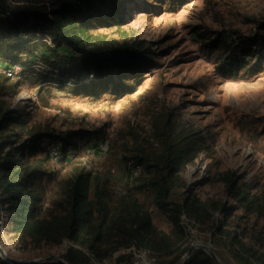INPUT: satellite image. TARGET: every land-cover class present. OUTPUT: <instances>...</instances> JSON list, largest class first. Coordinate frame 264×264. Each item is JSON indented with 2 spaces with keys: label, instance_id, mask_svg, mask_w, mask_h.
Instances as JSON below:
<instances>
[{
  "label": "rangeland",
  "instance_id": "rangeland-1",
  "mask_svg": "<svg viewBox=\"0 0 264 264\" xmlns=\"http://www.w3.org/2000/svg\"><path fill=\"white\" fill-rule=\"evenodd\" d=\"M122 7L121 23L101 24L92 33L111 45L151 52L145 63L130 68L117 88L105 87L98 79V88L88 95L83 88L75 89L79 79L71 72L63 74L43 57L48 44L54 43L41 34L31 46L23 43L11 59L0 60V100L26 112L24 121L11 125L5 134L17 131L24 138L44 134L28 163L39 169L34 188L43 198L42 207L53 208L78 177L87 175L91 201L102 199L112 212L136 202L151 215L159 249L133 245L111 251L104 245L101 254L107 255L100 258L85 247L89 264H180L188 251L183 250L198 241L210 243L222 264H239L229 238L213 235L214 221L226 222L231 234L237 233L264 256V212L257 208L248 212L220 180L234 171L243 190L264 195V68L253 72L249 66L239 76L220 68L236 51L238 34L264 37V0H124ZM33 35L35 31L22 40ZM59 49L72 54L65 46ZM255 49L252 65L260 54ZM68 131L77 134L76 143L63 148L59 160L52 159L48 149L55 142L48 133ZM165 139L179 144L196 140L201 151L175 176L173 187L178 200L196 195L214 210L209 226L202 228H193L183 213V236L175 235L153 191L142 189L145 179L164 171L156 164ZM106 141L109 148L103 151ZM139 153L145 163L135 165ZM137 166L141 173L134 176L132 168ZM0 207V238L12 257L64 258L72 246L81 248L69 240L36 245L21 238L2 208L1 194ZM224 207L231 211L226 214ZM197 251L202 252L199 258L208 254ZM0 264L7 263L0 257Z\"/></svg>",
  "mask_w": 264,
  "mask_h": 264
},
{
  "label": "trees",
  "instance_id": "trees-1",
  "mask_svg": "<svg viewBox=\"0 0 264 264\" xmlns=\"http://www.w3.org/2000/svg\"><path fill=\"white\" fill-rule=\"evenodd\" d=\"M11 1V2H10ZM0 0V60L10 58V54L21 48L23 43L31 46L38 35L48 37L54 47L48 44L44 58L63 74L71 72L79 79L75 89L83 88L86 95L98 88L96 80L105 87H118L136 62L145 63L148 53L131 47H118L106 43L100 36L92 33L101 24L115 25L123 19L124 0ZM264 28V27H263ZM35 31L36 35L24 38ZM238 33V32H236ZM240 40L236 51L221 62L223 73L239 76L240 71L253 72L264 68V37L238 34ZM67 47L72 54L60 52ZM259 48L258 60L253 65L251 58ZM30 52L33 50L29 49ZM234 51V50H233ZM239 51L240 55L236 52ZM77 55V56H76ZM14 56V55H13ZM11 59V58H10ZM91 75L93 76L90 79ZM9 78L8 76H5ZM119 79V80H118ZM121 83H120V82ZM20 109L12 108L6 100H0V194L3 210L10 218L13 230L21 238H30L36 245L42 242L59 245L64 240L73 244L65 258L72 264H89L90 257L84 251L88 247L95 256L102 258L104 245L111 251L133 245L154 250L160 244L156 240V229L152 218L136 202L120 206L117 212L102 199L90 200L87 175H81L68 187L62 200L55 202L53 208L42 207L43 198L34 186L39 178V169L29 166V157L37 154L41 133H32L24 138L21 132L5 134L11 125L24 121ZM46 134V133H45ZM53 142L61 143L64 149L76 143L77 134L71 131L57 134L48 133ZM24 138V139H23ZM196 140L184 144L172 143L165 139L163 151L157 158V166L163 165L164 171H156L142 183V189L152 190L156 203L168 215L174 225L176 236H183L185 229L180 216L185 213L193 228L209 226L214 210L208 202L198 196L186 197L182 201L176 198L173 181L183 167L192 163L200 153ZM134 164H144L141 153L134 156ZM155 165V166H156ZM151 169L150 165L147 168ZM152 172V171H150ZM231 193L238 197L242 207L248 212L260 209L264 212V195L258 196L238 185L234 171L220 177ZM226 214L231 208L224 207ZM225 214V215H226ZM264 214V213H263ZM214 223L213 235L229 238L230 250L239 264H264V256L254 247L242 241L238 234L224 227L226 222ZM116 240V241H115ZM189 247L185 248L186 252ZM108 252V251H107ZM194 253L187 264H216L209 254ZM49 264V262L42 263ZM58 264V263H53Z\"/></svg>",
  "mask_w": 264,
  "mask_h": 264
},
{
  "label": "water",
  "instance_id": "water-1",
  "mask_svg": "<svg viewBox=\"0 0 264 264\" xmlns=\"http://www.w3.org/2000/svg\"><path fill=\"white\" fill-rule=\"evenodd\" d=\"M197 249H204L211 256V258L214 261H216L217 264H222L217 252L212 248V245L210 243L205 244V243H202L200 241L196 242V244H193L188 249V251L183 256L180 264H187V261L194 254V252ZM0 257L7 264L8 263L9 264H40V263H44L46 261H55L58 264H72L65 257L63 258V257L57 256V255H49V256H46L44 258L27 260V261L16 259V258L12 257L9 254V252L6 250V248L3 246V242L1 241V238H0Z\"/></svg>",
  "mask_w": 264,
  "mask_h": 264
},
{
  "label": "built area",
  "instance_id": "built-area-1",
  "mask_svg": "<svg viewBox=\"0 0 264 264\" xmlns=\"http://www.w3.org/2000/svg\"><path fill=\"white\" fill-rule=\"evenodd\" d=\"M7 73L10 76H13V74H14V72L11 70L7 71ZM62 146L63 145L61 143H55L48 149L49 155L52 159L59 160L62 157V155H63V152H62L63 147ZM101 146H102L103 151H107L109 148V142L108 141L103 142L101 144ZM132 169H133L132 172H133L134 176H138L141 173V169L138 166L134 167ZM1 211L2 210L0 207V219H1ZM0 223H2L1 220H0Z\"/></svg>",
  "mask_w": 264,
  "mask_h": 264
}]
</instances>
